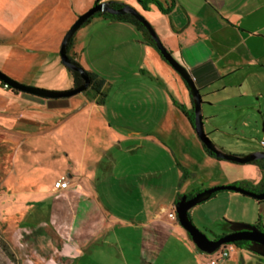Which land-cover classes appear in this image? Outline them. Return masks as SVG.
Instances as JSON below:
<instances>
[{
	"label": "crops",
	"instance_id": "1",
	"mask_svg": "<svg viewBox=\"0 0 264 264\" xmlns=\"http://www.w3.org/2000/svg\"><path fill=\"white\" fill-rule=\"evenodd\" d=\"M155 1L164 12L151 5L146 19L165 49L191 74L201 96V115H212L202 118L203 123L214 121L207 137L221 138L216 147L227 154L263 152L260 142L264 141V0ZM43 54L51 56L50 62L30 75L29 83H20L50 91L72 89V78L61 65L56 50ZM70 56L85 71L104 80L105 101L99 105L83 93L65 99H42L13 93L0 84V201H47L45 215L50 225L55 232L71 239L80 211L86 216L96 211L98 217H104L100 226L103 228L124 226L133 220L140 229L151 230L155 235L178 230L177 222L168 214L174 211L187 180L190 182H186V191L198 183L199 187L189 192L194 195L221 185L247 187L244 189L253 193L263 191L260 186L264 160L244 165L225 163L206 155L200 143L202 151L197 156L210 167L212 178L208 173L204 180H199V173L190 166L191 171L187 170L188 165L180 167L175 163L172 146L157 142L158 134H145L152 138L143 140L139 130L127 126L120 132L110 124L121 115H179V105L187 111L192 107L189 91L180 77L133 25L97 17L76 32ZM183 119L194 133L184 115ZM151 143L163 147L167 159H158L153 170L148 169L150 163L143 168L136 161L134 171L122 173V181L125 178V185L157 180L156 184L153 182V191H161L168 181L167 193L174 192L172 197L165 203L160 197L146 209L131 214L130 219L109 218L112 214L98 202L93 181L101 183L109 170L113 172L122 164L126 167L132 161L129 159L136 158L144 145ZM124 154L126 158L121 159L126 162L116 161ZM254 166L259 168L260 175ZM57 181H67L68 188L55 190L53 185ZM206 202H217L205 205L204 211L220 218L218 223L224 222L221 219H235L264 227V220L260 222V217L264 219V200L257 202L238 193L219 192ZM227 204H233L236 210H224ZM0 209H4L3 203ZM28 211L33 215L37 212ZM249 258L247 255L246 259ZM201 259L207 260L205 256ZM238 259L239 264H245L243 256Z\"/></svg>",
	"mask_w": 264,
	"mask_h": 264
},
{
	"label": "rangeland",
	"instance_id": "2",
	"mask_svg": "<svg viewBox=\"0 0 264 264\" xmlns=\"http://www.w3.org/2000/svg\"><path fill=\"white\" fill-rule=\"evenodd\" d=\"M95 1L0 0V68L3 69H0V72L10 74L18 83L20 81L29 83L30 75L35 74L43 65L50 62L51 56L47 57L43 52L55 49L58 57L59 46L66 31L79 15L93 6ZM101 2L129 6L147 22V13H149L151 5L158 8L150 0H101ZM95 66L98 68L100 64ZM1 83L3 84V82ZM176 108L179 115L173 113L172 115H150V112H144L146 113L144 115H121L120 119L116 121L113 119L109 123L120 132H123L127 126L139 130L141 132L140 139L143 140L150 141L152 138L144 136L145 134H158V138H154L157 142L161 141L172 146L175 163L178 166L188 165L189 169L187 168V170L191 171V167L199 173V180H204L208 173L212 178L210 167L203 162L204 160H199L197 156L202 151L199 147L200 141L192 131L190 132L180 109ZM211 117L212 115H207L206 112L205 115H202V118L205 119ZM213 124V120L203 123L206 135L213 128ZM208 138L215 146H217V142L221 141V138L215 136ZM112 153L115 154L114 151ZM165 156L163 147L155 146L154 143L149 144V146L144 145L136 158L129 159L132 161L128 160L126 167L122 164L113 172L109 170L101 183L93 181V187L98 190V202L112 214L109 215V218L121 216L124 219H130L131 214L146 209V207L157 202L160 197L164 198V203L172 197L174 192L167 193L168 181L165 182L161 191H153V182L156 184L157 180L140 183L134 181V184L125 185V178H123L124 182L122 181V173L134 171L136 161H139L138 163L143 168L147 163H150L148 169L153 170L156 166L154 163L158 159L164 161ZM116 158L118 162H126L121 159L126 158L125 154ZM164 164L165 162L162 165ZM254 167L260 175L259 168ZM182 172L185 174L183 170ZM186 182L189 183L190 180ZM186 182L183 183L181 195L187 193L188 196L191 194L189 192L195 191L194 189L199 186L198 183H196L197 185L192 184L186 191V186H188ZM210 188L212 187L206 189ZM46 202L34 198L23 199L22 202L19 199L0 201L4 206V209H0V235L16 259L15 262L8 259L0 247V264H149V262L151 264H201L202 256H205L208 261H216L223 248V246L220 247L210 255L201 253L178 223V230H167L160 235H155L151 230L140 229L141 226L135 224L133 220L127 221L128 223L124 226L116 224L103 228L100 226L104 217H98L96 211L87 216L83 211H80L73 226L71 239H67L62 234L55 232L50 225L45 215ZM213 203L217 202H204L188 212L192 224L209 240H214L215 237L224 233V229L220 226L221 223L217 222L220 218L214 213L204 211L205 205ZM30 209H36L37 212L33 215L32 212L28 211ZM223 209H228L232 213L236 207L233 204H227L223 206ZM169 218L174 220L173 215ZM258 218L259 216L256 214L254 221L257 222ZM260 219V222H263V217ZM221 220L230 223H244L234 221L235 219ZM259 227L264 228L261 225ZM81 228L84 231H81ZM91 228L94 231H91ZM101 228L104 231L96 234L97 230ZM93 234L95 235L93 236ZM92 236L93 239L89 240ZM81 238L85 239V242ZM141 242L144 244L141 245ZM226 246L230 248L228 250L229 256L224 260L218 259L217 264H235V262L239 264L238 257L240 255L245 258V264H264L260 259L248 255L244 246L239 247L234 244ZM75 249L80 252L74 253ZM247 255L250 257L249 259H246ZM203 261L206 262L205 259Z\"/></svg>",
	"mask_w": 264,
	"mask_h": 264
},
{
	"label": "water",
	"instance_id": "3",
	"mask_svg": "<svg viewBox=\"0 0 264 264\" xmlns=\"http://www.w3.org/2000/svg\"><path fill=\"white\" fill-rule=\"evenodd\" d=\"M110 4L111 3L109 2L97 3L95 1L91 8L77 17V19L66 31L61 40L58 51L61 65L68 70L76 71L80 74V77L83 80V83L80 86L74 87L68 91H46L22 85L15 80L7 77L2 72H0V81L7 84L13 91L29 94L42 99H65L83 93L89 85V80L85 71L79 67H76L67 55V45L70 39L95 13L100 12L109 15H131L144 27L149 37L153 41L155 48L157 49L161 57L165 60V62L184 81L192 100L194 115L193 130L200 143L203 144L204 147L212 154H214L216 158L223 161L244 165L259 160H264V152H256L245 156H236L224 153L209 140L203 128V120L201 115V96L189 71H187V69H185L165 49L152 26L147 21H145V19L136 10L126 5H123L119 9H114L110 7ZM219 192H233L250 197L257 201L264 200V188L261 193H253L249 190L233 185L212 187L190 197L189 199H187V195H182L174 205V211L179 226L187 233L194 246L201 253L210 255L222 246L233 245L236 242H245L246 245L244 247L246 251L264 259V228H258L255 225L244 223H230L227 227V230L229 232L228 234L222 235L216 240H209L192 224L188 216L189 210L199 204L208 201L212 197V195Z\"/></svg>",
	"mask_w": 264,
	"mask_h": 264
},
{
	"label": "trees",
	"instance_id": "4",
	"mask_svg": "<svg viewBox=\"0 0 264 264\" xmlns=\"http://www.w3.org/2000/svg\"><path fill=\"white\" fill-rule=\"evenodd\" d=\"M101 0H96L97 3H99ZM151 3H154L158 6V8L163 11V8L161 7L160 3H158L157 1L155 0H150ZM123 5L122 4H118V3H111L110 4V7L114 8V9H119L121 8ZM164 12V11H163ZM97 17H107L111 20H114V21H118V22H123V23H128V24H131L133 25L137 30H139L145 37V41L146 43L155 49V51L159 54V52L157 51V49L155 48V45L153 43V41L151 40V38L149 37L148 33L146 32V30L144 29V27L135 19L133 18L131 15H109V14H106V13H95L90 19H88L84 24L83 26L89 24L93 19L97 18ZM82 26V27H83ZM76 34V33H75ZM75 34L73 35V37L70 39L68 45H67V55L69 57V59L71 60V62L76 66V67H79L81 69H83L81 67V65L76 61L75 58H73L72 56H70V52H71V49H72V46H73V41H74V37H75ZM159 56L161 57V55L159 54ZM161 59L165 62V60L161 57ZM166 63V62H165ZM66 69V68H65ZM67 72L70 74L71 78H72V81H73V88L74 87H78L80 86L82 83H83V80L81 79L80 77V74L76 71H71V70H68L66 69ZM84 70V69H83ZM85 71V70H84ZM86 75H87V78L89 80V85L87 87V89L83 92L84 95L86 96H89L90 98H92L93 100H95V102L99 105L103 104L104 101H105V93H104V80H102L101 78H99L97 75L93 74V73H90V72H87L85 71ZM181 79V78H180ZM181 81L184 83V81L181 79ZM1 86H2V83L0 82ZM185 84V83H184ZM186 86V85H185ZM197 87V86H196ZM187 88V87H186ZM13 93L17 92V91H13L11 88H9ZM198 89V88H197ZM18 93V92H17ZM178 108L180 109V111L183 113V115L186 117V119L188 120L189 124L191 127H193V120H194V115H193V107H191L188 111L185 110L182 106H178ZM201 147L204 151V153L214 159H217V160H220L218 158L215 157L214 154H212L209 150H207L203 144H201ZM262 163H264V161H262ZM261 168H262V165H261ZM263 170V168H262ZM243 188H246L247 187H243ZM264 188V171H263V182L260 186V191H262ZM217 194V193H216ZM216 194L212 195L215 196ZM194 196L193 194H188L187 197H192ZM180 198V197H179ZM178 198V199H179ZM258 202V201H257ZM189 216V215H188ZM190 218V217H189ZM175 220V219H174ZM177 222V219L175 220ZM230 223L228 222H222L221 223V227L224 229V233L225 232H228L227 230V227ZM255 226H257L258 228L259 227V223L255 224ZM234 245L236 246H239V247H243L246 245L245 242H237V243H234ZM0 247L3 249L6 257L8 259H10L12 262H15V257L14 255L11 253L9 247L6 245V242L2 240L1 238V235H0ZM220 249V248H219ZM218 250V249H217ZM246 251V250H245ZM216 252V251H215ZM214 252V253H215ZM247 254H250L252 256H255L257 257L258 259H260L261 261L264 262V259L256 256L255 254L253 253H250L248 251H246ZM220 254V252H219ZM229 256V255H228ZM220 260V258H218ZM217 259V260H218ZM217 260L215 261V264H217ZM222 260V259H221ZM213 261V260H211ZM206 262H210L208 260H206ZM205 262L203 261L202 264H204Z\"/></svg>",
	"mask_w": 264,
	"mask_h": 264
},
{
	"label": "built area",
	"instance_id": "5",
	"mask_svg": "<svg viewBox=\"0 0 264 264\" xmlns=\"http://www.w3.org/2000/svg\"><path fill=\"white\" fill-rule=\"evenodd\" d=\"M2 88L3 89H9L8 85L5 83L2 84ZM260 147H261L262 151L264 152V141L260 142ZM67 188H68L67 181H57L54 183V189L57 191L65 190ZM168 215H169V217H172V215H173L174 219L176 218L175 211H173L172 213H169ZM229 249L230 248H228L227 246H224L222 248V250L220 251L219 258L222 260L228 258V255H229L228 250ZM204 264H215V261L205 262Z\"/></svg>",
	"mask_w": 264,
	"mask_h": 264
},
{
	"label": "flooded vegetation",
	"instance_id": "6",
	"mask_svg": "<svg viewBox=\"0 0 264 264\" xmlns=\"http://www.w3.org/2000/svg\"><path fill=\"white\" fill-rule=\"evenodd\" d=\"M101 2V1H100ZM190 197H187V199H189ZM229 232H225V233H223L222 235H225V234H228ZM222 235H220V236H222ZM220 236H217V237H215V239L214 240H216V239H218ZM237 243V242H236ZM226 246V245H225ZM224 247V246H223ZM248 255H250V254H248ZM250 256H252V255H250ZM252 257H255V256H252ZM257 258V257H256Z\"/></svg>",
	"mask_w": 264,
	"mask_h": 264
}]
</instances>
